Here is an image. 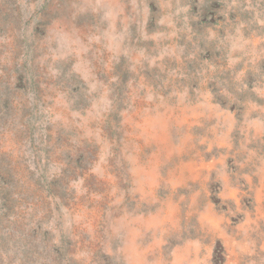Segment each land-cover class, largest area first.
I'll return each mask as SVG.
<instances>
[{"label":"rangeland","instance_id":"374dc122","mask_svg":"<svg viewBox=\"0 0 264 264\" xmlns=\"http://www.w3.org/2000/svg\"><path fill=\"white\" fill-rule=\"evenodd\" d=\"M170 2L174 7L165 10L160 0H143L148 9L144 25L148 35L172 31L156 21L168 11L175 12L177 3L191 5L188 13L173 17L177 29L184 26L187 15L188 27L197 34L208 27L216 31L214 26L224 23L221 13L232 0H210L203 9L197 7V0ZM238 2L241 8L229 10L227 17L233 35L240 23L247 24L256 12L264 11V0H252L254 11L245 10L246 0ZM100 3L104 6L96 7L97 0H0V41L10 39L15 45L6 48L0 44V233L7 222L21 232L35 224L34 237L38 228L48 231L44 226L54 223L61 231V247L47 253L51 264H62L68 254L75 257L78 251L89 254L88 264H170L182 255L172 253L183 246L175 240L172 205L189 192V187H174L179 183L177 177L181 173L184 177L203 175L213 164L220 167L222 157L227 169L236 170L237 162L253 152L255 156L242 171L250 174L260 167L264 97L258 90L264 88V29L256 24L240 29L242 48L232 53L236 63L218 73L227 81L224 87L233 91V78L239 77L235 86L241 91H234L237 102L220 104L219 111L211 109L203 115L176 108L165 124L166 134L159 136L152 130L156 112H165L158 107V97L167 99L173 85L183 82L179 73L171 79L169 73L180 68L190 75L200 66L185 61L181 67L175 58L165 55L157 61L163 65L161 70L146 61L137 64L138 53L143 49L146 55L159 56L173 41L176 47L185 48L186 34L177 32L172 40L162 38L159 47L155 40L136 42L142 11L134 5L142 0ZM100 33H108L109 41L118 48L106 47L109 41L96 43L94 37ZM226 34L221 28V37ZM24 48L29 61L20 72L17 62L25 54ZM123 49L129 50L127 55ZM5 56L9 63L4 62ZM223 63L227 66L228 59ZM209 88L216 91L212 84ZM189 97L194 104L192 89ZM175 100L172 97L167 107ZM108 101L109 110L101 114L99 106ZM117 132L121 150L135 156V175L121 177L111 166L105 170L102 149ZM222 133L226 136L208 151V142ZM205 137L208 142L200 144L198 140ZM187 183L190 186L192 181ZM251 183L250 191L244 189L247 195L236 194L241 210L226 215L214 240L210 233L189 260L197 256L203 260L207 255V264H264V191H260L258 176ZM213 186L223 191L222 183ZM231 195L225 199L218 192L210 199L214 205L224 200L221 207L226 214L229 207L235 211L237 206ZM65 215L71 221L67 229L63 227ZM206 222L209 227L217 223L212 216ZM129 232L134 243L115 255L125 247ZM178 264L188 261L181 259Z\"/></svg>","mask_w":264,"mask_h":264},{"label":"clouds","instance_id":"9594fccd","mask_svg":"<svg viewBox=\"0 0 264 264\" xmlns=\"http://www.w3.org/2000/svg\"><path fill=\"white\" fill-rule=\"evenodd\" d=\"M210 3V0H197V7L203 9ZM100 3V0H97L96 7H103ZM138 10L142 11V20L139 33L134 37L136 42L140 41H157V47H159L160 40L162 38L172 40L173 37L177 36V32H184L186 34V45L185 48H178L173 41V44L165 48L161 55L159 56H149L145 54L143 49L139 50L138 58L136 63L141 64L142 62H147L149 66H159L163 70V65H157V61H162L164 56H170L175 58L181 65L184 66V62L199 64L200 68L197 72L185 75L184 72H181L180 68H177L174 72L169 73V77L175 78L177 73L182 77L183 82L173 85V91L165 99L164 97H158L160 104L158 107H164L165 112L160 113L156 112V115L153 119L156 121V124L153 127V132L156 135L163 136L166 134L165 124L168 120L171 119L170 113L179 108L181 111H199V114L203 115L209 112L211 109L219 111L220 104L230 105L231 103L237 102L234 91L239 92L241 89L238 86H235L236 80L239 77L233 78V90H230L229 87H224L227 84L226 80H221L218 73L227 72L228 68H231L236 60L232 59V53L242 48V45L239 43L240 40V29L250 26L251 24L259 25L261 29H264V11L256 12L255 17L245 23H240L236 28V34L233 35L230 32L232 21L228 20V11L241 8V4L238 0H232V3L228 4L227 10H225L222 15L225 16V21L223 24L215 25L216 31H213V28H205L203 32L197 34V32L192 31L191 28L187 25L188 16L184 17V26L181 29H177L173 22V17H179L180 13H188L189 7L191 5L180 6L179 3L175 5L176 11H168L162 19H158L156 22L158 24H167L169 28L172 29L171 32L157 33L155 35H148L144 31V25L148 22V9L147 4L142 3L140 5H134ZM160 7L165 10H170L174 6L170 0H160ZM245 10H253L254 5L252 0H246L244 5ZM111 15V12H109ZM198 14L192 16V19H197ZM227 25L228 27H225ZM223 28L226 35L221 37L220 29ZM45 31V29H43ZM127 33L125 32V35ZM195 37V40H193ZM124 36L120 37L122 41ZM96 43L100 44L104 41H109L108 33H100L94 37ZM261 40H264V34L261 36ZM0 44L6 48H14L15 45L10 39H4L0 41ZM20 44H23V40L20 41ZM110 50L113 48H118V44H113L109 41L105 44ZM30 47V46H29ZM187 49V51H186ZM24 55L20 56L19 61L17 62V71H24L27 68L29 56L28 49L24 48ZM123 54H128V49H123ZM220 53L218 56L217 53ZM225 53L227 57H225ZM18 54V53H17ZM180 56H184V61H180ZM227 58L229 63L227 66L224 65L223 61ZM5 63H9L7 56L4 58ZM29 71L33 69L29 68ZM36 88L37 91L40 88L39 73L37 72ZM168 82H165L167 86ZM195 84L196 87L193 89L192 85ZM209 84H212V88L216 89L213 91L209 88ZM189 89H192L196 93V102L193 104L192 99L189 97ZM258 95L264 97V88L258 90ZM175 97L176 100L172 107H167L168 101ZM187 101V103H186ZM111 101H108L107 104L99 106L98 111L103 114L109 110V105ZM155 111V110H154ZM164 121V123H161ZM209 131H214L209 129ZM226 136V133H222L220 136H217L216 139L208 142L207 137L201 138L198 140L200 144L208 142L209 147L208 151L211 150V146L217 143L219 140L223 139ZM121 141L119 138V133L117 132L116 137L110 142H107L106 148H103L105 154V159L103 161L105 170L111 166V168L123 176L135 175L137 172V164L135 162V156L133 153L129 152L127 149L121 150L120 147ZM175 149H173L174 151ZM255 153H250L248 158L242 163L237 162L236 170H229L224 164V157H222L218 163L220 167H216L213 164L206 173L203 175L197 174L195 176L184 177L183 173L177 180L178 184L174 187L185 186L189 187V192L186 196H180L175 203L172 205L173 211L176 213L175 219L172 221V228L175 231V240L177 242H182L183 246L177 248L173 255L176 253H182V255H177L176 260L170 262V264H178L179 260L183 259L188 261V264H207L209 257L204 256L203 260L197 256L194 260H189V257L193 254V250L196 252L199 251L200 247L203 245L201 241L208 240L209 234L212 233L213 240L215 238V230L219 229L221 223H226V215H235L241 209L238 206L239 202L237 200L238 194L240 197H243L248 194V191L244 189L247 188L249 191L254 187L251 183L252 177L258 176L260 178V191H264V157L260 158V167L255 172L250 174H245L242 170L248 165L252 160ZM109 161L111 162L109 164ZM213 171L215 176L213 177ZM192 181V184L189 186L187 181ZM243 181V182H242ZM216 182H220L223 185V191H219L213 185ZM86 191V190H85ZM228 198L227 194L232 193L231 199L237 200V206L235 211L229 207L228 212L225 214L221 205L225 202L221 200L220 205H214L211 201V197L217 195ZM81 193H78V195ZM66 212V210H64ZM219 213V215L217 214ZM209 216L215 218L217 223L214 227H209L207 224V219ZM65 223L63 227L65 229L70 227L71 221H69L68 216L65 215ZM44 231L41 228H38L37 234L33 237L31 232L33 229H37V225L30 224L23 231H19L17 226L12 222H7V226L4 228L3 232L0 233V264H51L50 260L47 259V253L51 252L54 247H61V231L53 225H45ZM48 235L45 236L44 234ZM54 234V235H53ZM134 243V237L131 232L125 236V247L117 250L115 255L119 253H124L127 251L129 246ZM113 255V253H109ZM89 254L87 252H77L75 257L68 254V256L62 261V264H70V261H80L81 264H88ZM158 264V262H157Z\"/></svg>","mask_w":264,"mask_h":264}]
</instances>
